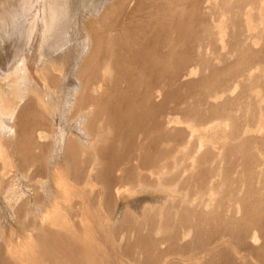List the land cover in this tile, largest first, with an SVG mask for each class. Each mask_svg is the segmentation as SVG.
Listing matches in <instances>:
<instances>
[{
  "label": "rangeland",
  "instance_id": "obj_1",
  "mask_svg": "<svg viewBox=\"0 0 264 264\" xmlns=\"http://www.w3.org/2000/svg\"><path fill=\"white\" fill-rule=\"evenodd\" d=\"M62 1L0 0V264H98L102 257L100 264H149V258L159 264H264L262 239L257 251L248 242L253 231L264 232V0H117L114 7L113 0H101L107 3L97 1L100 9L68 0L71 15L60 37L44 41V25L48 33L53 31L54 12ZM19 11L28 17L26 36L4 42L1 34L8 19L15 20ZM67 38L71 42L64 51L50 48ZM140 42H147L148 49ZM140 50L139 66L125 61ZM106 58L124 71L101 70ZM189 64H198L190 87L181 86L182 79L166 77L176 68L181 74ZM205 73L209 78L199 82ZM130 76L138 81L137 103L130 100ZM37 78L47 86H40ZM91 78L102 81L103 88L82 89L81 83ZM161 79L167 96L158 90ZM229 95L232 100L226 102L223 97ZM220 104L226 108L224 115L211 117ZM22 109L29 122L12 119ZM83 114L85 123L79 121ZM195 118L199 124L194 125ZM15 120L21 129L25 122L23 133L18 125L14 128ZM145 122L153 125L146 134ZM228 126L236 129L235 136L215 134L217 129L230 133ZM191 127L194 135L186 131ZM86 128L101 154L97 175L113 178L104 183L108 198L101 200L97 169H87L93 153L81 148ZM152 141L154 165L145 168L143 145ZM157 164L164 166L157 169ZM158 176L166 181L168 200L153 208L155 202L146 200L150 193L142 190L156 186ZM113 188L123 191L118 198ZM161 208L165 216L159 214ZM168 220L178 221L177 228L188 224L181 242L169 239L173 229L162 226ZM144 222L157 224L150 249L135 246L138 236L151 233ZM46 229L72 240L67 241L68 250L67 244L48 247L51 230ZM130 241L133 251L119 256V246L123 243L124 252ZM242 244L254 246V251ZM62 246L74 253L66 254ZM219 250L220 258L215 254Z\"/></svg>",
  "mask_w": 264,
  "mask_h": 264
},
{
  "label": "bare ground",
  "instance_id": "obj_2",
  "mask_svg": "<svg viewBox=\"0 0 264 264\" xmlns=\"http://www.w3.org/2000/svg\"><path fill=\"white\" fill-rule=\"evenodd\" d=\"M58 1H60V0H58ZM78 1V3H79V6L81 7V8H85V9H87V8H93V7H95V6H97V7H99V9H100V6H98L99 4H98V2L97 1H101V0H87L86 2H85V4L82 2V0H77ZM260 1V0H259ZM61 2H63L62 0H61ZM102 2V1H101ZM109 2V1H108ZM158 2V1H157ZM59 3V2H58ZM103 3H107V2H102V3H100V5L102 6L103 5ZM113 7L116 5V4H118V2H117V0H113ZM141 3V2H140ZM154 3V2H153ZM136 4H137V2H136ZM196 4V3H195ZM158 5V4H157ZM156 5V6H157ZM58 6V5H57ZM155 6V5H154ZM159 7V6H158ZM106 8V7H105ZM122 8V7H121ZM134 8V7H133ZM142 8V7H141ZM136 9V8H135ZM134 9V10H135ZM132 11H130L129 13H128V15L131 17V13ZM17 13V12H16ZM24 13V11H19L18 13H17V15H16V17H15V20H13V21H10L9 19H8V25H7V28H5V30L3 31V33L1 34V37H2V40L4 41V42H12L13 40L14 41H18V42H20L25 36H26V33H27V29H28V17L25 15V14H23ZM71 13V10H70V5H69V3H68V0H64V3H60L59 4V6L57 7V9L55 10V12H54V16H53V31H51V33H48V31H47V24H45L44 25V32H43V39H44V41H47L48 39H57V38H59L60 37V34L62 33V30H63V27H64V25L66 24V22L68 21V19L70 18V14ZM104 13H105V11H104ZM107 13V12H106ZM105 13V14H106ZM150 13H151V11H150ZM169 15V14H168ZM128 16V17H129ZM167 16V15H166ZM175 17H176V14H175ZM226 17V16H225ZM128 19V18H127ZM129 19H131V18H129ZM172 19V18H171ZM174 20H176V19H174ZM186 20V19H185ZM187 21V20H186ZM181 22V21H180ZM179 22V23H180ZM182 23V22H181ZM181 23H180V25H181ZM150 24H151V22H150ZM166 24V23H165ZM168 24V23H167ZM172 24V23H171ZM175 24V23H174ZM173 24V25H174ZM152 25H153V23H152ZM141 26V25H140ZM171 26V25H170ZM161 27V26H160ZM171 27H175V26H171ZM136 28V27H135ZM158 28V27H157ZM150 30V29H149ZM180 30V29H179ZM154 31V30H153ZM55 32H56V34H55ZM180 32V31H179ZM183 32V31H182ZM57 33H58V36H56L57 35ZM34 35V34H33ZM125 35V34H124ZM160 35V34H159ZM67 36V35H66ZM90 36V35H89ZM175 36V35H174ZM260 36V35H259ZM56 37V38H55ZM148 37H149V35H148ZM151 37V36H150ZM31 38H32V36H31ZM68 39V38H67ZM67 39H66V42H64V43H62V44H60L57 48H53L52 46V44L50 45V48L51 49H55V50H57V51H60V52H62V51H64L65 50V48L69 45V42H71V39H68L69 41H67ZM110 39V38H109ZM113 39V38H112ZM121 39V38H120ZM146 39V38H145ZM149 39V38H148ZM89 40V39H88ZM136 40H137V38H136ZM110 41H111V39H110ZM109 41V42H110ZM114 41V40H113ZM113 41H111V42H113ZM149 41H150V39H149ZM111 42H110V46H111ZM122 42V41H121ZM120 42V43H121ZM13 43V42H12ZM149 43V42H148ZM3 44V43H2ZM11 44V43H10ZM15 44V43H14ZM54 44V43H53ZM126 44V43H125ZM0 45H1V43H0ZM92 45H93V43H92ZM121 45H122V43H121ZM140 45H141V47L144 49V50H147L148 48L147 47H149L148 46V44H147V42H140ZM12 46H13V44H12ZM94 47H96L97 46V44L96 43H94V45H93ZM15 47H16V45H15ZM14 47V48H15ZM18 47V46H17ZM119 47H120V44H119ZM90 48V47H89ZM93 48V47H92ZM110 48V47H109ZM127 48V47H126ZM125 48V49H126ZM131 48H132V46H131ZM151 48V47H150ZM12 49V48H11ZM17 49V48H16ZM111 49H112V46H111ZM111 49H109V51L111 52ZM113 49H115V50H113V53H115L116 52V47L115 48H113ZM13 50V49H12ZM132 50V49H131ZM134 50V49H133ZM252 50H254V49H252ZM251 50V51H252ZM136 51V50H135ZM150 51V50H149ZM124 52H126L125 50H124ZM142 52H144V51H141L140 50V52L138 51V53H136L135 52V54H132L131 53V55L130 56H128L129 58H127L128 60H126L125 59V61H129V62H131V63H133V62H135L138 66H139V64H140V59H139V57L138 56H141V54H142ZM153 52V51H152ZM151 53V52H150ZM110 54V53H109ZM128 54V53H127ZM130 54V53H129ZM164 54V53H163ZM5 55V54H4ZM113 55H115V54H113ZM135 55V56H134ZM149 55V54H148ZM111 56H112V54H111ZM111 56H109V57H111ZM258 56V55H257ZM113 57V56H112ZM13 59V58H12ZM112 59V58H111ZM110 59V60H111ZM115 59H116V57H115ZM6 60H8V58L6 59ZM101 60V59H100ZM106 61H107V58L105 59ZM124 61V62H125ZM173 61H176L175 59L173 60ZM225 61H226V59H225ZM252 61V60H251ZM10 62V61H9ZM45 62V61H44ZM102 62V61H101ZM100 62V63H101ZM178 62V61H177ZM254 62V61H253ZM260 62V61H259ZM105 63V62H104ZM103 63V64H104ZM144 63V62H143ZM179 63V62H178ZM10 64V63H9ZM42 65V64H41ZM137 65H136V67H137ZM179 66H181V65H183L182 64V62H180V64H178ZM198 66V64L196 65V64H189L188 65V67H185L184 69H183V72L181 73V74H177L176 73V70H178L177 68H176V70L173 72V73H171L169 76H166L167 78H172V79H174V80H176V78H177V80L178 79H182L181 80V86H186V87H190L191 85H192V83H194L195 81H193V79H196L197 77V74H198V71H195L194 72V68L195 67H193V66ZM6 66L8 67V65L6 64ZM59 66V65H58ZM149 67H151V66H149V65H147V64H145L144 65V68H149ZM176 67V66H175ZM216 67H221L220 65H218V66H216ZM43 68V67H42ZM215 68V67H214ZM45 69V68H44ZM102 69H104V70H108V71H111V73L112 72H119V74H121L124 70H121V69H119V67L117 68V65L115 64V63H111L110 61H107V63H105L104 64V66L102 65V67H101V70ZM153 69H155V66L153 67ZM218 69V68H217ZM134 70V69H133ZM155 70H157V69H155ZM181 70V69H180ZM31 71V70H30ZM145 72H146V70H145ZM181 71H179V73H180ZM32 73V72H31ZM135 73V72H134ZM137 74V73H136ZM49 75V74H48ZM76 75H77V73H76ZM80 75H81V77L82 76H85L82 72H80ZM73 76V75H72ZM125 77H126V75H125ZM207 77H208V75H206V73L205 74H203V75H201V77H200V80H199V82H205L206 80H207ZM21 78V77H20ZM65 78V77H64ZM80 78V77H79ZM78 78V79H79ZM152 78V77H151ZM209 78V77H208ZM25 79H27V78H25ZM74 79V78H73ZM77 79V78H76ZM81 80V79H80ZM129 80H130V86H129V94H130V100H132L134 103H137V101H138V96H136V87H137V84H138V81L133 77V76H130L129 77ZM128 80V81H129ZM24 81V80H23ZM74 81H77V80H75L74 79ZM124 81H125V79H124ZM178 81H180V80H178ZM36 82L40 85V86H42V87H46L47 86V82H46V80H44V79H39V78H37L36 79ZM196 82H197V80H196ZM20 83V82H19ZM78 83V82H77ZM26 84V83H25ZM82 85H81V87H82V89H84V88H93L94 86H98L97 88V90H100L101 88H103V86H104V84H103V82L102 81H95L94 79H89V81L88 82H86V83H81ZM152 84V83H151ZM157 84H159V89L158 90H160V91H164V95H168V92L166 91V90H164V85H165V83H164V80L163 79H161V81H159ZM24 85V84H23ZM50 85V84H49ZM171 85V84H170ZM169 85V86H170ZM25 86V85H24ZM72 86V85H71ZM80 86V85H79ZM113 86V85H112ZM235 86H236V84H235ZM23 87V86H22ZM25 88V87H24ZM73 88H78L77 86H73ZM47 89V88H46ZM76 91V90H75ZM128 91V90H127ZM242 91H244V90H242ZM23 92V91H22ZM96 92V91H95ZM155 92H156V90H155ZM172 92V91H171ZM219 92H223L222 90L221 91H218V93ZM74 93V92H73ZM128 93V92H127ZM160 93V92H159ZM218 93H216V94H218ZM216 94L214 95V97H216ZM241 94V93H240ZM17 95V94H16ZM15 95V96H16ZM19 95H20V93H19ZM96 95V94H95ZM87 96V95H86ZM89 96V95H88ZM94 96V95H93ZM97 96V95H96ZM117 97H119V96H117ZM72 98H74V97H72ZM87 98V97H86ZM128 98V97H127ZM157 98V97H156ZM224 99H225V101L227 102V101H229L231 98H232V96L231 95H229L228 97L227 96H224L223 97ZM17 99H19V97H17ZM22 99V98H21ZM160 100V99H159ZM232 100V99H231ZM21 101V100H20ZM120 101H122V100H120ZM254 101V100H253ZM155 102H156V100H155ZM231 102V101H230ZM21 104V103H20ZM26 104V103H25ZM161 104V103H160ZM20 106V105H19ZM30 106V105H29ZM33 106V105H32ZM31 106V107H32ZM21 107V106H20ZM27 107V106H26ZM215 108L216 109H214V112L211 114L212 116L211 117H213V118H219V117H222L223 115H224V111L226 110V108L225 107H223L221 104L219 105V106H215ZM25 109V108H24ZM93 109V107L91 106V108H89V111L90 110H92ZM191 109V108H190ZM30 110H31V108H30ZM89 114V113H88ZM257 115V114H256ZM79 116V115H78ZM86 114H83L82 115V117H80L81 118V120L79 119V121H82V122H84L85 123V119H86ZM11 117H12V119H16V120H19V121H23V120H28V122L30 121L28 118H27V116H26V114L24 113V111H23V109L22 110H19V111H16L15 113H13L12 115H11ZM210 117V118H211ZM236 117H238V116H236ZM226 118V117H225ZM233 118H235V117H233ZM221 119V118H220ZM226 119H228V118H226ZM247 119V118H246ZM15 120V122H13V125L15 124V125H18V127H20L21 126V124L22 123H18L17 121ZM169 120V119H168ZM222 120H224V119H222ZM194 121H196L195 123H194V125H196V124H199L198 123V119H196L195 118V120ZM227 121V120H226ZM231 121H232V119H231ZM82 122H81V124H82ZM228 123H229V120L227 121ZM18 123V124H17ZM24 123V125L22 126V129H21V127L19 128V131H22V133L25 131V129H26V126H25V122H23ZM83 123V124H84ZM167 124H170L171 123V120H169L168 122H166ZM232 123H234L233 121H232ZM231 123V124H232ZM82 124V125H83ZM222 124V123H221ZM15 125H14V128H15ZM220 125V124H219ZM235 125L237 126V124L235 123ZM141 126V124L139 123V122H136V127H140ZM151 126H153V125H151L150 123H148V122H145V124H144V128H145V130H144V133L146 134L147 132H148V128L149 127H151ZM166 126V125H165ZM171 126H173V125H171ZM171 126H169V129H171ZM175 126V125H174ZM250 126V125H249ZM18 127H16L17 129H18ZM224 127V126H223ZM231 127V132L230 133H228V131L227 132H225V131H221V130H219V129H217L216 130V128H215V130H216V133L215 134H218V135H222V134H224V135H228V136H235L236 135V129H233V127L232 126H228V129ZM15 128V129H16ZM32 128V127H31ZM213 128V127H212ZM234 128H235V126H234ZM29 129V128H28ZM166 129V128H165ZM185 129V128H184ZM85 130V129H84ZM86 130H87V128H86ZM209 130V129H208ZM26 131H28V130H26ZM172 131H173V129H172ZM187 132H189L190 133V135H194L193 133H194V131H195V129L193 128V127H191V129L189 130V129H187L186 130ZM210 131H211V129H210ZM86 132V138H85V140H82L81 139V142H83V147H81V148H83L84 150H90V151H92V159H91V161L89 162V164H88V170H89V173L90 172H92V170H96L97 169V171H96V175L95 174H92V175H95L96 176V179L95 180H97L99 183H100V185L102 186V190H100V192H99V198H100V200L101 199H104V198H108L107 197V195H106V191L104 190L105 189V184L104 183H107V182H111L112 180H113V178H111L110 176H108V177H102V176H99V175H97V174H99V172H100V170H99V166H100V162H99V160H100V158H101V154H99L97 151H96V146H95V143H96V141H94V139H91V133L89 132V130H87V131H85ZM160 133V132H159ZM202 133V132H201ZM204 133H206V132H204ZM204 133H203V135H204ZM207 133H209V131H207ZM34 134L36 135L37 133L36 132H34ZM167 134V133H166ZM171 134V133H170ZM189 135V134H188ZM210 135V134H209ZM18 136V135H17ZM21 136V135H20ZM244 136V135H243ZM247 137V136H246ZM249 137H257V136H249ZM18 138H20V137H18ZM188 138V137H187ZM245 139V138H244ZM20 140V139H19ZM24 141V140H23ZM19 142V141H18ZM135 142V141H134ZM139 142V141H138ZM137 142V143H138ZM132 144H134V143H132ZM84 145H85V147H84ZM240 145V144H239ZM67 146H68V144H67ZM66 146V147H67ZM144 149H145V157H144V162L142 163V165H143V167L145 166V168H148V166H151V165H154L153 164V161H152V158H153V155H152V151L153 150H156V143H155V141H152L151 143H148V142H145L144 143ZM69 147V146H68ZM67 147V148H68ZM200 147V146H199ZM240 147V146H239ZM212 148H215V146H212L211 147V149ZM236 148H238V145H237V147ZM75 149V148H74ZM208 149V148H207ZM239 149V148H238ZM225 150V149H224ZM66 151V150H65ZM214 151V150H213ZM135 152V151H134ZM70 153V152H69ZM225 152H223V154H224ZM1 154V153H0ZM68 154V153H67ZM131 154H132V152H131ZM69 155V154H68ZM132 159H133V157H132ZM126 162H127V159H126ZM1 163V162H0ZM125 163V162H124ZM135 163V162H134ZM2 165V164H1ZM136 166H137V164H136ZM156 167H157V169H159V168H161V167H163L164 165H160V164H157V165H155ZM125 167V166H124ZM138 167V166H137ZM121 168V167H120ZM176 168H177V166H176ZM156 169V170H157ZM87 170V171H88ZM155 173V171H151V174H154ZM78 176H79V170H78ZM88 174V173H87ZM87 174H84V177H86L87 176ZM119 174V173H118ZM156 174H161V172H156ZM81 175V174H80ZM90 175L91 174H89V177H90ZM115 175L117 176V173L115 172ZM81 176H83V175H81ZM80 176V177H81ZM79 177V178H80ZM92 178V177H91ZM95 178V177H94ZM179 178V177H178ZM83 179V178H82ZM86 179H87V177H86ZM164 179V177L162 178L161 176H158L155 180H156V182H157V185L156 186H154V187H149V188H146V189H144V190H142V189H140V191L142 190V192H144V191H146V193H150L149 195H151V197H146V200L148 201V202H151V201H153V203H154V206H153V208L155 207V206H157V204H158V206H159V204L160 203H158V202H162V203H164V202H166L167 200H168V195H167V192H166V190H165V187H166V181H164L163 180ZM91 180H93V179H91ZM178 180V179H177ZM86 181V180H85ZM86 182H88V181H86ZM97 182V183H98ZM98 183V184H99ZM91 185V184H90ZM180 186V185H179ZM108 187V186H107ZM140 188V187H139ZM139 188H138V190H139ZM155 188V189H154ZM114 189V188H113ZM106 190H107V193H108V188H106ZM112 190V189H111ZM138 190H136L137 191V193L139 194V192H138ZM175 190V189H174ZM178 190V189H177ZM183 190V189H182ZM122 191V190H121ZM97 192V191H96ZM123 192V191H122ZM122 192H121V194H122ZM141 192V193H142ZM163 193V194H162ZM179 193V192H178ZM114 194H115V196L118 198L119 197V195H121L120 193H119V191H118V188H115L114 189ZM177 194V193H176ZM98 194H96V196H97ZM124 195H125V192H124ZM132 195V194H131ZM135 196H136V194H135ZM126 197V199H127V196H125ZM138 197V196H137ZM136 197V198H137ZM181 198V197H180ZM183 198V197H182ZM188 198V197H187ZM211 198V197H210ZM182 201V200H181ZM180 201V202H181ZM183 201H184V199H183ZM182 201V202H183ZM100 202V201H99ZM167 203V202H166ZM165 203V204H166ZM174 203H175V201H174ZM201 203V202H200ZM185 204V203H184ZM101 205V204H100ZM169 205V204H168ZM175 205V204H174ZM183 205V204H182ZM181 205V206H182ZM157 206V207H158ZM191 206V205H190ZM189 206V207H190ZM160 207V206H159ZM183 207V206H182ZM181 207V208H182ZM173 208H175V207H173ZM177 206H176V210H177ZM185 207H183L182 209H184ZM132 209V208H131ZM156 209V208H155ZM164 209V208H163ZM163 209L161 208L160 209V212H159V214H161L162 216H165V211H163ZM187 209H188V207H187ZM195 209V208H194ZM136 210V209H135ZM188 211H190V210H188ZM192 211V210H191ZM136 212V211H135ZM167 212H168V210H167ZM173 212L174 211H172V214H173ZM178 212V211H177ZM172 214H171V218H172ZM178 214V213H177ZM168 215H169V217H170V213H168ZM182 216V218L183 217H185V213H184V215H180V217ZM166 217H167V215H166ZM166 217H165V219H166ZM160 218V217H159ZM181 218V219H182ZM169 219V218H168ZM177 219V218H176ZM184 219V218H183ZM162 221V220H161ZM165 221V220H164ZM176 222V221H175ZM175 222H172V223H170L169 222V220L166 222V223H164L163 222V224H162V226H163V228H168V229H170V228H172V229H170V232H171V230H172V234H170V237H169V239H178L180 242H181V239H183V235H185V234H188L187 232H189V230H188V224L187 225H185L184 224V222L183 223H181V221H180V223L181 224H179L180 225V227H176V224H177V226H178V221H177V223L175 224ZM145 223V226L144 227H146V228H148V229H150V232H148V233H150V234H147V235H145V237L144 236H138L137 237V244H135V246L136 245H138V244H146V247H147V249H150L151 247H152V245H155L154 244V238H153V233H155V230H156V228H157V224L154 226H151V225H149V223L150 222H144ZM162 223V222H161ZM174 223V224H173ZM202 225V224H201ZM142 226V225H141ZM141 226H139V227H141ZM161 226V227H162ZM261 227V226H260ZM124 228V230H126V231H124L123 230V232H126V234L127 233H129V229H127V227L125 226V227H123ZM160 228V227H159ZM166 228V229H167ZM132 229H135L136 230V226L135 227H133ZM142 229V228H141ZM179 229V230H178ZM51 229H49V231H50ZM60 230V229H59ZM162 230V229H161ZM176 230V231H175ZM201 230H202V228H201ZM201 230H199V232L201 231ZM253 230H256V229H253ZM46 231H47V229H46ZM49 231H47V233L49 232ZM54 232H52V230L50 231V235H51V237H49V234H48V236L47 237H49V239H47V241H46V237H45V243L47 244V246L49 247L50 246V248L51 247H55V248H57L58 249V247L60 246V245H66L67 244V241L69 240V238L68 239H66V241H65V238H64V235H62L61 234V232L60 231H57L56 232V230H53ZM158 231V230H157ZM60 232V233H59ZM122 232V234H124ZM131 232V231H130ZM198 232V231H197ZM201 233V232H200ZM200 233H199V235L198 236H200ZM203 233V232H202ZM249 233V232H248ZM195 234V233H194ZM263 234H264V232H263ZM262 234V235H263ZM47 235V234H46ZM45 235V236H46ZM202 235V234H201ZM243 235H245L244 233H243ZM262 235H260L259 234V231H258V233L257 232H254L253 231V233L250 235V240L248 241V240H243V241H248L249 243V245H254L255 246V249L254 250H256L257 251V249H256V246H258V245H260V241H261V239H262V242H261V245L260 246H262L261 248H263L264 247V237L262 236ZM128 236H129V234H128ZM128 236H126V237H128ZM160 236V235H159ZM240 235H238L237 236V238L239 237ZM167 237V236H166ZM197 237V236H196ZM241 237H242V235H241ZM244 237V236H243ZM194 238V237H193ZM209 238H210V236H209ZM245 238V237H244ZM126 239V238H125ZM165 238H163V240H164ZM168 238H166L165 240H167ZM168 239V240H169ZM191 239V238H190ZM239 239L241 240V238L239 237ZM161 240V239H160ZM164 240V241H165ZM206 241H204V242H206V244L209 242V240L207 241V239H205ZM239 240V241H240ZM42 241H43V239H42ZM70 241V240H69ZM77 241V240H76ZM76 241H75V244H76ZM164 241H161L160 243H164ZM200 241V239L198 240V242ZM238 241V243H240ZM71 243H72V240L70 241ZM69 242V243H70ZM122 242V241H121ZM124 242H125V244H126V240H124ZM190 242V241H189ZM192 242V241H191ZM194 242V241H193ZM204 242H203V244H204ZM70 243V245L72 246V244ZM110 243V242H109ZM131 243V241L129 242V244L127 245V246H125V250H124V252H121L122 251V249H121V247L123 248V243L121 244V247L119 246V253H117V254H119V256H124V255H127V253L128 254H130V252H132L133 250H130L131 249V245H132V243ZM178 243V242H177ZM184 243V242H183ZM202 243V242H201ZM210 243V242H209ZM247 243V242H246ZM107 245H111V244H108V241H107V243H106ZM119 245H120V241H119ZM140 245H138V247L140 246ZM176 245V244H175ZM195 245V244H194ZM205 245V244H204ZM240 245H241V243H240ZM68 246H69V244H67L66 245V247H67V250H68ZM75 247H76V245H74ZM84 246H87L86 244L84 245ZM92 246H94V245H92ZM144 246V245H143ZM178 246V245H177ZM189 246H190V248H191V245L189 244ZM189 246H186L187 247V249H188V247ZM244 246H247L248 248H250L248 245H246V244H242V246L241 247H243V249H245V247ZM254 246L252 247L251 246V248L253 249L254 248ZM66 247H64V248H66ZM74 247V248H75ZM95 247V246H94ZM116 247V246H115ZM186 247H185V251L187 250L186 249ZM246 247V249H248ZM62 248H63V246H62ZM63 248V249H64ZM80 248H81V246H80ZM111 248V247H110ZM137 248V247H136ZM143 248V247H142ZM179 248H181V247H179ZM194 248H195V246H194ZM223 248V247H222ZM251 248L249 249L250 251H252L251 250ZM261 248H258V250L259 249H261ZM49 249V248H48ZM57 249H55V251H56V253H57V251H59V250H57ZM82 249V248H81ZM85 250H87V249H91V248H89V246L87 247V249L86 248H84ZM113 249V248H112ZM182 249V248H181ZM54 250V249H53ZM65 250V249H64ZM63 250V251H64ZM67 250H65V252H66V254H73L74 253V250L72 249V251H70V248H69V251L67 252ZM93 250V249H92ZM117 250V249H116ZM253 250V251H254ZM79 251V250H78ZM84 251V250H83ZM115 251V250H114ZM180 252H181V250H179ZM184 251V252H185ZM194 251V250H193ZM220 251H222L223 252V250H219L218 252H215V254L217 253L218 255H219V258L220 257H222V252H221V255H220ZM252 251V252H253ZM255 251V252H256ZM36 252V251H35ZM53 251H51V253H52ZM76 252V251H75ZM85 252H87V251H85ZM94 252V251H93ZM143 252V251H142ZM145 252H146V250H145ZM166 252V251H165ZM192 252V251H191ZM48 253V252H47ZM51 253H48V254H46L47 255V257H49V254L51 255ZM58 253H63V252H58ZM89 253H92V252H90L89 251ZM139 253V252H138ZM144 253V252H143ZM147 253V252H146ZM190 253V252H189ZM214 252H211V255L213 254ZM226 253V252H225ZM251 253V252H250ZM44 254H45V250H44ZM43 254V255H44ZM52 254H54V253H52ZM95 254V253H94ZM94 254H91V255H94ZM145 254V253H144ZM198 254V253H197ZM215 254H213V256L215 255ZM216 254V255H217ZM229 254V253H228ZM95 255H98V254H95ZM102 255V254H101ZM146 255V259H147V255H148V253L147 254H145ZM223 255H224V253H223ZM250 255H252V254H250ZM83 256V255H82ZM85 256V255H84ZM87 256V255H86ZM144 256V255H143ZM263 258L261 259V257H260V260H262V262L264 263V252H263ZM96 257V256H95ZM99 257V256H98ZM149 257V256H148ZM215 257H217V256H215ZM83 258V257H82ZM100 258V257H99ZM98 258V259H99ZM122 258V257H121ZM229 258V257H228ZM227 258V259H228ZM90 259L91 258H87V260L88 261H90ZM96 259V258H95ZM117 259H118V255H117ZM120 259V258H119ZM144 259V258H143ZM207 259V258H206ZM209 259V258H208ZM207 259V260H208ZM79 260V259H78ZM92 260V259H91ZM104 260H105V258H104ZM103 260V257H102V260L101 259H99V261L100 262H102V261H104ZM110 260V259H109ZM206 260V261H207ZM224 260H226V259H224ZM233 260V259H232ZM108 261V260H107ZM106 261V262H107ZM111 262H112V260H110ZM205 261V260H204ZM213 261L214 260H212V263H213ZM227 261V260H226ZM78 262V261H77ZM91 262V261H90ZM100 262L98 263V264H100ZM109 262V261H108ZM145 262H147L146 260H145ZM148 262H149V264H159V263H155L153 260H151L150 258L148 259ZM162 262V261H161ZM215 262V261H214ZM1 263H3V264H14L13 263V261H11L10 263L9 262H7V261H3V262H1ZM93 263V262H92ZM91 263V264H92ZM94 263L96 264V262L94 261ZM169 263V262H168ZM218 263V262H217ZM216 263V264H217ZM220 263V262H219ZM231 263V262H230ZM234 263V262H233ZM173 264V263H172ZM201 264V263H200ZM235 264V263H234ZM236 264H237V262H236Z\"/></svg>",
  "mask_w": 264,
  "mask_h": 264
}]
</instances>
